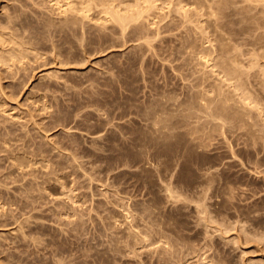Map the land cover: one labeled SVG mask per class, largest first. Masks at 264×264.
<instances>
[{
	"label": "rangeland",
	"instance_id": "obj_1",
	"mask_svg": "<svg viewBox=\"0 0 264 264\" xmlns=\"http://www.w3.org/2000/svg\"><path fill=\"white\" fill-rule=\"evenodd\" d=\"M56 1L0 0V264H264V0ZM103 8L139 20L122 34ZM227 84L260 99L248 129L191 109Z\"/></svg>",
	"mask_w": 264,
	"mask_h": 264
},
{
	"label": "bare ground",
	"instance_id": "obj_2",
	"mask_svg": "<svg viewBox=\"0 0 264 264\" xmlns=\"http://www.w3.org/2000/svg\"><path fill=\"white\" fill-rule=\"evenodd\" d=\"M58 1H59V3H60V2H63V4H65V5H63V6H67V3H68V2H67V3H64L65 0H64V1L57 0L56 3H58ZM67 1H68V0H67ZM81 1H83V0H81ZM92 1H94V0H92ZM97 1H98V0H97ZM102 1H103V0L98 1V2L100 3V5H103V4L101 3ZM105 1H106V0H104L103 3H104V4H107V3H106L107 1H106V2H105ZM108 1H110V0H108ZM116 1H117V0H116ZM135 1H138V0H135ZM135 1H134V2H135ZM144 1H145V0H144ZM154 1H156V0H154ZM245 1H247V0H245ZM255 1H257V0H255ZM260 1H262V0H259L258 2H260ZM88 2H89V1H88ZM112 2H113V1H112ZM132 2H133V1H132ZM138 2H139V1H138ZM146 2H147L148 4H146L145 9H146V10H147V9H148V10H149V9H150V10L153 9V8H152V4H151L153 1H152L151 3H149L150 1H145V3H146ZM171 2H172V1H171ZM214 2H216V1L214 0ZM251 2H252V1H251ZM82 3H83V2H82ZM84 3H85V1H84ZM115 3H116V2H115ZM115 3H114V4H115ZM119 3L124 4V3H122V2H119ZM145 3H144V4H145ZM164 3H165V2H164ZM172 3H173V2H172ZM199 3H200V2H199ZM222 3H223V2H222ZM246 3H248V2H246ZM256 3H257V2H256ZM68 4L70 5V3H68ZM89 4H90V3H89ZM93 4H94V3H93ZM93 4H92V5H93ZM108 4H109V3H108ZM121 4H120V5H121ZM144 4H143V6H144ZM180 4H181V3H180ZM251 4H252V3H251ZM57 5H59V4H57ZM71 5H72V4H71ZM79 5L81 6V4H79ZM94 5H95V4H94ZM109 5H110V4H109ZM111 5H113V4H111ZM128 5H130V4H128ZM140 5H141V4H140ZM153 5H154L153 7H155V4H153ZM168 5H169V4H168ZM199 5H200V4H199ZM215 5H216V3H215ZM59 6H60V5H59ZM80 6H79V7H80ZM86 6H87V4L85 5V7H86ZM96 6H97V5H96ZM103 6H108V5H103ZM118 6H119V5H118ZM118 6H117V7H118ZM123 6H125V5H123ZM131 6H132V5H131ZM133 6H134V5H133ZM143 6H142V7H143ZM179 6H180V5H179ZM68 7L70 8V10H72V8H71L70 6H67V8H68ZM112 7H113V6H112ZM121 7H122V6H121ZM129 7H130V6H129ZM135 7H136V6H135ZM174 7H175V6H174ZM174 7H173V8H174ZM180 7H181V6H180ZM56 8H57V7H56ZM59 8H61V7H59ZM63 8H65V7H63ZM67 8H65V11L69 9V8H68V9H67ZM74 8H75V6H74ZM76 8H77V7H76ZM82 8H84V7H82ZM87 8H89V7L87 6ZM90 8H91V7H90ZM108 8H109V6H108ZM108 8L106 9V10H107L106 12L104 11L105 8L102 9V10L104 11V15L108 17V20H110V23H113V24H117V25H118V27L120 28V31L122 32V34H123L124 32H126L127 29L132 28V27H131V22H133V21L136 20V19L139 20V18H136L137 16L134 17V15H131V14L129 15V14H128V13H131L132 10H131L130 12L127 11L128 13H123L120 9L115 8V9H117V10H115V9L113 8L114 10H112V9H109V10H108ZM119 8H120V7H119ZM122 8H123V7H122ZM126 8H128V7H126ZM143 8H144V7H143ZM209 8H210V7H209ZM215 8H216V7H215ZM124 9H125V8H124ZM129 9H131V8H129ZM185 9H186V8H185ZM222 9H223V8H222ZM57 10H58V9H57ZM70 10H69V11H66V12H69V14H72V15H73L74 12H73V11L70 12ZM81 10H82V9H81ZM126 10H127V9H126ZM126 10H124V11H126ZM134 10H136V13H139L137 9H134ZM142 10L144 11V9H142ZM160 10H161V9H160ZM214 10H215V9H214ZM65 11H64V12H65ZM79 11H80V10H79ZM79 11L76 10L75 13H78ZM108 11H109V12H108ZM120 11H121L122 13H121ZM196 11H197V10H196ZM208 11H209V10H208ZM211 11H212V10H211ZM58 12H59V11H58ZM85 12L87 13V12H90V11H85ZM133 12H135V11H133ZM133 12H132V13H133ZM141 12H142V11H141ZM148 12H149V11H147V13H148ZM161 12H163V11H161ZM178 12L181 13V10L179 11V8H178ZM189 12H190V11H189ZM200 12H201V11H200ZM106 13H107V14H106ZM144 13H145V12H144ZM147 13H146V14H147ZM182 13L185 14V13H187V12L184 11V12H182ZM78 14H79V13H78ZM82 14H84V16H80V15H82ZM209 14H210V13H209ZM212 14L214 15V13H212ZM212 14H211V16H213ZM87 15H88V13L85 14V13H83V11H82V12L79 14V17H80V18H77V17H78L77 15H74L73 17L70 16V18H72V19H77V20H75L76 22H72L70 19H69V21H70L71 25H73L74 23H77V22L80 23V22L84 19V17L87 18ZM94 15H95V14H94ZM137 15H138V14H137ZM140 15H143V13L140 14ZM181 15H183V14H181ZM197 15H198V14H197ZM221 15H222V14H221ZM76 16H77V17H76ZM100 16H101V15H100ZM132 16H133L134 18H136V19H133ZM201 16H202V14H201ZM81 17H83V19H82ZM89 17H90V16H89ZM138 17H139V16H138ZM197 17H198V16H197ZM213 17H214V16H213ZM67 18H68V17H67ZM182 18H183V17H182ZM182 18H180V19H182ZM210 18H211V17H210ZM210 18H209V19H210ZM79 19H80L81 21H80ZM95 19H96V18H95ZM102 19H103V18H102ZM141 19H142V16H141ZM164 19H165V18H164ZM184 19H185V17H184ZM190 19H191V17H190ZM207 19H208V18H207ZM63 20H64V19H63ZM84 20H85V19H84ZM86 20H87V19H86ZM108 20H105V22H108ZM138 20H136V21H138ZM145 20H146V19H145ZM221 20H222V19H221ZM66 21H67V20H66ZM103 21H104V20H103ZM186 21H187V20H186ZM141 22H142V20H141L139 23H141ZM188 22H189V21H188ZM238 22H240V21H238ZM72 23H73V24H72ZM92 24H93V23H92ZM190 24H192V23H190ZM74 25H75V24H74ZM78 25H79V24H78ZM81 25H82V24H81ZM96 25H97V24H96ZM132 25H133V24H132ZM134 25H135V24H134ZM186 25H187V24H186ZM102 26H103V25H102ZM102 26H101V27H102ZM112 26H113V25H112ZM139 26H140V25H139ZM133 27H136V25L133 26ZM140 28H141V27H140ZM133 29H134V28H133ZM232 31H233V30H232ZM139 33H140V32H139ZM244 33H245V32H244ZM216 34H217V33H216ZM219 34H220V33H219ZM222 34H223V33H222ZM214 35H215V34H214ZM73 36H74V35H73ZM157 36H158V35H157ZM218 37H219V36H218ZM156 38H157V37H156ZM221 38H222V37H221ZM208 39H209V38H208ZM71 40H72V39H71ZM119 40H120V39H119ZM148 40L150 41V39H148ZM148 40H147V41H148ZM218 40H220V39H218ZM221 40L223 41V39H221ZM221 40L218 41V42L222 43ZM0 41H1V40H0ZM99 41H100V40H99ZM144 41H146V40H144ZM208 42H209V41H208ZM211 42H212V41H211ZM226 42H228V41H226ZM193 43H194V42H193ZM232 43H233V42H232ZM146 44L148 45L147 42H146ZM151 44H152V43H151ZM233 44H234V43H233ZM210 45H211V44H210ZM64 46H65V45H64ZM218 46H219V45H218ZM220 47H223V46L220 45ZM231 47H232V46H231ZM81 48H82V47H81ZM148 48H149V47H148ZM151 48H152V47H151ZM209 48H210V47H209ZM227 48H228V47H223V49H225V50H227ZM190 49H191V48H190ZM216 49H217V48H216ZM219 49H221V48H219ZM223 49H221V50L223 51ZM193 50H194V48H193ZM193 50H191V51L193 52ZM207 50H208V49H207ZM217 50H218V49H217ZM217 50H216V51H217ZM221 50H220V52H221ZM230 50H231V48H230ZM235 50H236V49H235ZM11 51H12V50H11ZM191 51H189V52H191ZM208 51H209V50H208ZM15 52H17V51H15ZM187 52H188V51H187ZM196 52H197V50H196ZM204 52H205V51H204ZM209 52H210V51H209ZM217 52H219V50H218ZM220 52H219V53H220ZM226 52H227V51H223V52H221V53H226ZM233 52H234V51H233ZM17 53H18V52H17ZM199 53H200V52H199ZM213 53H214V52H213ZM231 53H232V52H229V54H227V55L229 56ZM2 54H3V53H2ZM67 54H68V53H67ZM189 54H190V53H189ZM205 54H207V53H205ZM214 54H215V53H214ZM214 54H213V55H214ZM18 55H19V53H18ZM20 55H21V54H20ZM20 55H19V57H20ZM208 55H211V54H208ZM219 55H220V54H219ZM239 55H240V54H239ZM16 56H17V55H16ZM253 56H254V55H252V57H253ZM258 56H259V55H258ZM4 57H5V56H4ZM171 57H172V56H171ZM224 57H226V56H224ZM231 57H232V56H231ZM231 57H230V58H231ZM233 57H235V56H233ZM239 57H240V56H239ZM239 57H238V58H239ZM207 58H208V57H207ZM207 58H206L205 56H203V57L200 58V59H201V62H202V65H203V63H205L206 65H208L207 63H208L210 60H208ZM254 58H255V57H254ZM254 58H253V59H254ZM11 59H12V58H11ZM14 59H15V58H14ZM18 59H20V58H18ZM195 59H196V58H195ZM218 59H219V58H218ZM226 59H228V58H226ZM226 59H225V60L222 59V60H220V61H221V63H222L223 61H225V63H223V64L226 65L227 71H228V72L231 71V73L228 74L227 71H224V70H223V69H224L223 67H225V66H222L223 64H221L222 67L220 66V67L223 68V69H221V68H220V69L223 70L224 72H227V73H226V74H227V77L230 76L229 78H231V79H232V78L235 79V77L238 76L239 74L242 76V74H243L242 72H243V71L240 72L239 74H237V73H238V70L241 71L242 69H240V68L237 69V68H238V67H237L238 64H236V66H235V64L233 63V61H235V60H234L235 58L233 59V61H230L229 59L226 60ZM0 60H1V59H0ZM3 60H4V59H3ZM3 60H1V61L3 62ZM214 60H216V58H215ZM238 60H239V59H238ZM242 60H243V59H242ZM5 61H7V60H5ZM8 61H9V60H8ZM8 61H7V62H8ZM10 61H11V60H10ZM193 61H195V60H193ZM236 61H237V60H236ZM195 62H196V61H195ZM198 62H199V61H198ZM201 62H200V63H201ZM243 62H244V60H243ZM254 62H255V61H254ZM11 63H12V62H11ZM200 63H199V64H200ZM215 63H216V62H215ZM215 63H213V64H215ZM255 63H256V62H255ZM3 64H7V63H3ZM213 64H212V65H213ZM241 64H242V63H239V65H240L239 67L242 66ZM262 64H264V63H262ZM202 65H201V66H202ZM216 65H218V64H216ZM255 66H257V65H255ZM209 67H210V66H209ZM215 67H216V66H215ZM250 67H251V66H250ZM261 68H262V67H261ZM209 69H210V68H209ZM212 70H213V69H212ZM212 70H211V71H212ZM225 70H226V69H225ZM197 71H198V70H197ZM211 71H210V72H211ZM246 71H247V70H246ZM204 72H205V71H204ZM200 73H201V72H200ZM200 73H199V74H200ZM220 73H221V72H220ZM203 74H205V73H203ZM211 74H212V73H211ZM226 74H225V75H226ZM235 74H237V75H235ZM245 74H246V73H245ZM212 75H213V74H212ZM212 75H211V76H212ZM214 75H215V74H214ZM216 75H218V74H216ZM240 75H239V77H240ZM251 75H252V73H251ZM204 76L206 77V75H204ZM243 76H244V75H243ZM250 77H251V76H250ZM202 78H203V77H202ZM209 78H210V77H209ZM216 78L218 79L217 76H216ZM219 78H220V75H219ZM224 78H225V77H224ZM243 78L245 79V77H243ZM247 78H248V77H247ZM251 78H252V77H251ZM200 79H201V78H200ZM203 79H204V78H203ZM203 79H202V80H203ZM210 79H212V78H210ZM210 79H209V80H210ZM220 79H223V78H220ZM226 79H227V78H226ZM231 79H230V80H231ZM240 79H242V78H240ZM209 80H208V81H209ZM230 80H229V81H230ZM246 80H247V79H246ZM199 81H201V80H199ZM203 81L205 82V80H203ZM203 81H202V82H203ZM212 81H213V80H212ZM212 81H211V82H212ZM219 81H220V80H219ZM222 81H225V83L227 82V81L224 80V79H223ZM229 81H228V82H229ZM241 81L243 82V80H241ZM213 82H215V81H213ZM230 82H231V81H230ZM230 82H229V83H230ZM200 83H201V82H200ZM215 83H216V82H215ZM221 83H223V82H221ZM225 83L222 84V85L226 86ZM238 83H239V82H237L236 85H240V84H238ZM254 83H255V82H254ZM256 83H257V82H256ZM201 84H203V83H201ZM206 84H208V83H206ZM217 84H218V83H217ZM244 84L246 85L247 82L245 81ZM249 84H250V83H249ZM197 85H199V84H197ZM203 85H204V84H203ZM211 85H215V84H214V83H213V84L210 83L209 88L211 87ZM218 85H219V84H218ZM227 85H228V88H226L227 86L224 87V91H222L223 88H222V90H219L218 87H220V86H218V87H213V88H218V90H217V89H214V92H215V93L212 94L211 96H210L211 93H208L207 95H204L205 92H203L204 94H202L200 90H199V91L197 90L196 92H199L198 94H201V95H198L196 92H194V94H195V93L197 94L196 96H198V97L200 96V97H199V102L197 101L198 104H197V103H194L193 101H196V100H193V101H192V99H190L191 101L188 100V102H189V104H190L192 110H193V108H196V107H199L198 109H202V111H203V110H207V111H206V112H207L206 115L209 117V119H211V120H209V119L207 118V119H208L207 122L213 120L211 123H214V121H215V122L218 121V122L222 123V124H220L221 126L223 125V126L226 127V125L228 124V121H227L226 123L223 124V120H229V122H232V123H230V125H231V124H233V125H237V129H236V126H233V125H231V126H229V127H232V126L235 127V128H234L235 131H237L238 128H240V130H241V128H243V127L246 128V127L250 126V125H245V126H241V127H239L238 124H239V125H240V124H241V125L246 124V121H248V120H246V119H248V118H245V117H246V115L249 113V111L252 112L253 110H257V109H258V108H257V107H258L257 105L255 106V108H257V109H255V108H254V105H252V104H254L253 102L256 101L255 99H257V98H254V99H253V97H255V96H253L252 99H251L250 97H248V96L246 95V91L249 90V89H245V90H243V91H241V90H242V89H241L240 91H241V95H242L243 98L241 99V98H238V97L234 96L235 98H238V100H237V99H234L233 97H230V96H233V95H235V94L230 93V94H232V95H229V94H227V93H224L226 90H230V89H231V88L229 87V85H231V84H227ZM254 85H255V84H254ZM254 85H250V86H254ZM261 85H262V84H261ZM247 86H248V84H247ZM247 86H246V88H247ZM200 87H202V85H201ZM200 87H199V88H200ZM205 87H206V86H205ZM232 87H233V86H232ZM236 87H237V86H236ZM242 87H245V86H242ZM262 87H264V85H262ZM196 88H197V87H196ZM203 88H204V86H203ZM220 88H221V87H220ZM225 88H226V89H225ZM229 88H230V89H229ZM233 88H235V86H234ZM233 88H232V90H234ZM239 88H240V86H239ZM251 88H252V87H251ZM254 88H255V87H254ZM254 88H253V89H254ZM205 89H206V91H207V88H205ZM211 89H212V88H211ZM255 89H256V88H255ZM257 89H258V88H257ZM201 90H203V89H201ZM208 90L210 91V89H208ZM238 90H239V89H238ZM259 90H260V89H259ZM203 91H204V90H203ZM254 91H255V90H254ZM254 91H253V92H254ZM257 91H258V90H257ZM226 92H231V90H230V91H226ZM232 92H235V91H232ZM244 92H245V93H244ZM248 92H249V91H248ZM250 92H252V91H250ZM250 92H249V94H250V96H251L252 93H250ZM261 92H262V90H261ZM261 92H260V93H261ZM212 93H213V91H212ZM243 93H244L246 96H244ZM226 94H227V95H226ZM237 94H238V93H237ZM249 94H248V95H249ZM208 95H209V96H208ZM238 95H240V94H238ZM261 95H262V93H261ZM193 97H195V95H193ZM239 97H241V96H239ZM166 99H167V98H166ZM193 99H198V98H193ZM169 100H170V99H169ZM184 100H185V99H184ZM257 100H258V99H257ZM259 100H260V99H259ZM259 100H258V101H259ZM166 102H167V101H166ZM190 102H191L192 104H191ZM230 102H232V103H230ZM256 102H257V101H256ZM174 103H176V102H174ZM174 103H172V104H174ZM260 103H262V101H261ZM260 103H259V105H260ZM160 104H161V103H160ZM164 104H165V103H164ZM172 104H169V105L172 106ZM181 104H182V103H181ZM186 104H188V103H185L184 105H186ZM165 105H166V104H165ZM167 105H168V104H167ZM177 105H178V104H177ZM261 105H262V104H261ZM160 106H161V105H160ZM181 106H182V105H181ZM158 107H159V106H158ZM164 107H166V106H163V108H164ZM168 107H169V106H168ZM192 107H193V108H192ZM262 107H264V106H261V108H262ZM166 108H167V107H166ZM175 108H176V106H175ZM184 108L189 109V108L186 107V106H184ZM161 109H162V107H161ZM167 109H168V108H167ZM187 109H183V110H187ZM198 109H197V110H198ZM251 109H252V110H251ZM194 110H195V109H194ZM262 110H264V108H262ZM169 111H170V110H169ZM171 111H173V110H171ZM174 111H175V110H174ZM174 111H173V112H174ZM176 111H177V110H176ZM159 112H160V113H165V109H164V111H163V110H162V111H161V110H158V111L153 112V113H154V114H153V117L158 116V115H159ZM173 112H171V113H173ZM180 112H181V111H180ZM193 112H194V114H200L199 117H201V118H202V116H204V114H205V113H204V114H201L200 111H199L198 113H195L196 111H193ZM193 112L191 111L190 113H193ZM256 112H257V111H256ZM259 112H260V110H259ZM259 112H258V113H259ZM262 112H264V111H261V112L259 113V115H261ZM181 113H182V112H181ZM181 113L178 114L180 117H181ZM185 113L190 115V113H188V111L185 112ZM254 113H255V111H254ZM150 114H152V113H150ZM168 114H169V113H166V114H164V115H168ZM175 114H176V113H175ZM249 114H250V113H249ZM189 115H187L188 118H190V117H197V115H194V116H193V115H192V116H191V115L189 116ZM253 115H256V114H253ZM253 115H252V113H251V115H250L249 118H251V116H253ZM259 115H258V116H259ZM148 116H149V115H148ZM160 116H161V114H160ZM175 116H177V115H175ZM207 116H206V117H207ZM247 116H249V115H247ZM151 117H152V116H151ZM153 117H152V118H153ZM158 117H159V116H158ZM162 117H164V116H162ZM170 117H171V116H170ZM180 117H179V118H180ZM199 117H197V118L199 119ZM206 117L204 116L203 118H206ZM253 117H254V116H253ZM156 118H157V117H156ZM156 118H155V119H156ZM197 118H196V119H197ZM203 118H202V120H205V119H203ZM260 118L262 119V118H264V117H260ZM150 119H151V118H150ZM159 119H160V118L156 119V121L159 120ZM185 119L187 120V118H185ZM192 119H193V118H192ZM196 119H194V120L197 122L198 120H196ZM220 119H223V120H222V121H219ZM172 120H173V119H172ZM179 120H180V119H179ZM181 120H182V119H181ZM188 120H189V119H188ZM202 120H201V121L199 120L198 123H203V122L205 123V121H202ZM254 120H255V118L251 119L250 121H254ZM262 120H264V119H262ZM156 121H155V122H156ZM176 121H177V120H176ZM176 121H175V122H174V121H171V123H168V124H167L166 122H168V120H165V121H163V123H164L163 125H165V123H166V124H167V125H166L167 127H165V126L162 125L161 128H164V127H165L164 129H167V128H170V129H171V128H173V127L176 126V124H177ZM182 121H184V120H182ZM250 121H249V122H250ZM151 122H153L154 124H156L153 120H152ZM159 122H161V121H159ZM178 122H179V121H178ZM180 122H181V121H180ZM186 122H188V121H186ZM186 122H185V123H186ZM218 122H217V123H218ZM224 122H225V121H224ZM249 122H248V123H249ZM256 122H257V121H255V123H256ZM209 123H210V122H209ZM242 123H243V124H242ZM258 123H259V122H258ZM262 123H264V122H262ZM151 124H152V123H151ZM179 124H181V123H179ZM186 124H187V123H186ZM186 124H185V125H186ZM190 124H191V123H190ZM195 124H196V123H195ZM205 124H207V123H205ZM225 124H226V125H225ZM249 124H253V122H252V123H249ZM196 125H197V124H196ZM196 125H194V127H192V129H190V130H194L195 128H197V129L200 128V129H201V127H205V126H207V125H205V126H201V125H203V124H199V125L201 126V127H199V126H196ZM209 125H210V124H208V126H209ZM212 125H213L214 127L217 126L216 124H212ZM212 125H211V126H212ZM218 125H219V124H218ZM181 126H183V125L181 124ZM187 126H188V125H187ZM253 126H255V125L253 124L251 127H253ZM155 127H156V126H155ZM158 127H159V125L157 126V129H158ZM177 127H178V124H177ZM183 127H184V126H183ZM185 127H186V126H185ZM217 127H218V126H217ZM179 128H180V127H179ZM187 128H190V127H187ZM193 128H194V129H193ZM206 128H208V127H206ZM206 128H203V130L206 131L205 133L208 132ZM211 128H212V127H211ZM211 128H209V129L212 131L213 129H211ZM219 128L221 129V127H219ZM219 128H217V129L219 130ZM223 128H224V127H223ZM223 128H222V129H223ZM226 128H228V127H226ZM249 128H250V127H249ZM151 129H152V128H151ZM154 129H155V128H154ZM184 129H185V128H184ZM197 129H195V130L198 131ZM222 129H221L220 131H222ZM231 129H233V128H231ZM231 129H230V130H231ZM234 129L231 130V131L234 132ZM246 129H248V128H246ZM251 129H253V128H251ZM162 130H163V129H162ZM175 130H177V129H174V128H173V132H174ZM226 130H227V129H226ZM240 130H238V131H240ZM249 130H250V129H249ZM254 130L257 131L258 129H254ZM254 130H253V132H252L251 134H254V136H257V135H255ZM177 131H178V130H177ZM188 131H189V130H188ZM196 131H195V133H196ZM204 131H202V133H204ZM211 131H210V132H211ZM214 131H217V130H214ZM244 131H245V130H243V132L241 131L242 133H240V135L243 134V133L246 134V132H244ZM262 131H264V130H262ZM151 132H153V131H151ZM154 132H155V131H154ZM185 132H186V130H185ZM185 132H184V133H185ZM193 132H194V131H193ZM200 132H201V130H200ZM200 132L198 131V133H200ZM212 132H213V131H212ZM225 132H226V131H224L223 133H225ZM227 132L229 133L230 131L228 130ZM259 132H260V131H259ZM159 133H160V132H159ZM187 133H188V132H187ZM187 133H186V134H187ZM195 133H194V135H195ZM198 133H197V134H198ZM202 133H201L200 135H203ZM208 133H209V132H208ZM208 133H207L206 135H209ZM231 133H232V132H231ZM234 133H235V132H234ZM256 133H258V132H256ZM153 134H154V133H153ZM166 134H167V133H165V134H161V135H159V137L163 136L164 138H163V137H162V138L165 139V137L168 136V135H166ZM190 134H192V133H189V134H188L189 136H191V138L194 137L193 135H190ZM220 134H222V133H220ZM236 134H237V133H236ZM244 134H243L242 136H245V138H247V136L244 135ZM248 134H249V133H247V135H248ZM142 135H143V134H142ZM148 135L150 136V134H148ZM148 135H147V136H148ZM200 135H199V136H200ZM206 135H203V136H206ZM211 135H212V137H214V136H213V133L210 134V136H211ZM215 135H216V134H215ZM223 135H224V134H223ZM226 135H228V134H225V136H226ZM234 135H235V134H233V135H229V136H234ZM240 135H239V136H240ZM258 135H259V134H258ZM145 136H146V135H145ZM195 136H196V135H195ZM225 136H222V137H225ZM239 136H238V138H236V142H237V140H239ZM249 136H250V137H249ZM249 136H248V137H249L250 140H251V137H253V136H251L250 134H249ZM139 137H141V136H139ZM153 137H154V136H153ZM200 137H201V136H200ZM212 137H211V138L205 137V138H206V140L211 141L210 139H213ZM217 137H218V135H217ZM258 137H261V136H258ZM258 137H257V138H258ZM156 138H158V137H156ZM167 138H168V137H167ZM189 138H190V137H189ZM197 138H199V137H198V136H196V138L194 137L195 140H197ZM215 138H216V137H215ZM220 138H221V137H220ZM243 138H244V137H243ZM249 138H248V139H249ZM163 139H162V140H163ZM192 139H193V138H192ZM201 139H203V138L201 137ZM201 139H200L199 141L197 140V142H201V143L204 142V143H206L204 139H203L204 141H201ZM223 139H225V138H223ZM260 139H262V137H261ZM149 140H152V141L155 142V139H149ZM181 140H182V139L180 138V141H181ZM214 140H215V139H214ZM225 140H226V139H225ZM231 140H232V139H231ZM241 140H243V139H241ZM246 140H247V139H246ZM250 140H247V141H250ZM252 140H253V139H252ZM256 140H258V139H256ZM256 140H253V142H255ZM262 140H264V139H262ZM138 141H139V140H138ZM152 141H151V142H152ZM168 141H169V143L171 142V140H168ZM184 141H185V138H184ZM192 141H193V140L189 139V142H192ZM216 141H217V140H216ZM226 141H227V140H226ZM247 141H246V142H247ZM258 141L260 142V144H261V143H264V141H262V142H261L260 140H258ZM163 142H164V141H163ZM182 142H183V141H182ZM185 142H186V141H185ZM194 142H195V141H194ZM227 142H228V141H227ZM240 142H241V141H240ZM250 142H251V141H250ZM253 142H251V143H253ZM137 143H138V142H137ZM161 143H162V142H161ZM169 143H165V144H169ZM243 143H244V142H243ZM247 143H248V142H247ZM138 144L140 145V143H138ZM142 144H143V143H142ZM170 144H171V143H170ZM192 144H194V143H191V145H192ZM198 144H199V143H197V145H198ZM254 144H255V143H254ZM257 144H258V143L256 142V146H257ZM149 145H150V144H148V146H149ZM151 145H152V144H151ZM172 145H175V144H172ZM181 145H182V144H181ZM207 145H208V144H207ZM207 145H205V147H206ZM211 145H212V142H211ZM213 145H214V144H213ZM213 145H212V146H213ZM244 145H246V144L244 143ZM250 145H251V144H249V146H250ZM157 146H158V145H157ZM170 146H171V145H170ZM182 146H183V145H182ZM186 146L189 147V145H186ZM193 146L195 147V145H193ZM252 146H253V144H252ZM256 146H253V148L255 147L256 149H257V148L259 149V147H256ZM134 147H135V146H134ZM137 147H140V146H137ZM141 147H142V146H141ZM155 147H156V146H155ZM164 147H168V146L165 145ZM178 147H179V146H178ZM180 147H181V146H180ZM198 147L200 148L199 145H198ZM245 147L247 148L248 146L246 145ZM162 148H163V146H162ZM168 148H169V147H168ZM172 148H173V147H172ZM186 148H187V147H186ZM201 148H202V147H201ZM206 148H208V147H206ZM206 148H204V149H206ZM232 148H234V147H232ZM255 148H254V150H255ZM130 149H131V148H130ZM134 149H135V148H134ZM156 149H158V148H156ZM165 149H166V148H165ZM165 149H164V151H165ZM170 149H171V148H170ZM173 149H174V148H173ZM173 149H172V150H173ZM195 149H196V148H195ZM197 149H198V148H197ZM247 149H250V148H247ZM167 150H168V149H167ZM172 150H171V152H172ZM176 150H177V149H176ZM181 150H182V149H181ZM186 150H188V149H186ZM186 150L183 151V152H186ZM251 150H252V149H251ZM136 151H137V150H136ZM139 151H140V150H139ZM196 151H197V150H196ZM247 151H248V150H247ZM259 151H260V150H259ZM261 151H264V150H261ZM131 152H132V151H131ZM200 152H201V151H200ZM257 152H258V151H257ZM157 153H158V152H157ZM172 153H176V152H172ZM178 153H179V152H178ZM190 153H191V152H190ZM193 153H194V152H193ZM253 153H254V152H253ZM164 154H165V153H164ZM182 154H185V153H182ZM261 154H262V153H261ZM172 155H173V154H170V156H172ZM176 155H177V154H176ZM193 155H194V154H193ZM249 155H250V154H249ZM256 155H257V154H256ZM165 156H166V155H165ZM168 156H169V155H168ZM184 156L188 157L187 155H184ZM198 156H199V155H198ZM262 156H264V155H262ZM176 157H180V156L178 155V156H176ZM186 157H185V158H186ZM165 158H167V157H165ZM191 158H192V157H191ZM259 158H260V157H259ZM189 159H190V158H189ZM189 159H188V160H189ZM151 160H152V158H151ZM180 160H181V159H180ZM185 160H186V159H185ZM262 160H264V159H261V161H262ZM78 161H79V160H78ZM162 161H163V160H162ZM167 161H168V160H167ZM194 161H195V159H194ZM194 161H192V163H194ZM171 162H172V161H171ZM185 162H186V161H185ZM187 162H188V161H187ZM190 162H191V161H190ZM258 162H259V161H258ZM167 163H168V162H167ZM113 164H114V163H113ZM163 164H165V162H164ZM171 164H174V162L171 163ZM183 164H184V163H183ZM194 164H195V163H194ZM13 165H14V164H13ZM159 165H160V164H159ZM186 165H190V164L186 163ZM192 165H193V164H192ZM21 166H22V164H21ZM21 166H20V167H21ZM24 166H25V165H24ZM160 166H162V165H160ZM165 166H166V165H165ZM184 166H185V165H184ZM193 166H194V165H193ZM195 166H196V165H195ZM259 166H260V165H259ZM45 167H46V166H45ZM162 167H164V165H163ZM162 167H161V168H162ZM200 167H201V166H200ZM189 168H190V167H189ZM197 168H198V167H197ZM201 168H202V167H201ZM201 168H200V169H201ZM205 168H206V166H205ZM162 169H163V168H162ZM164 169L167 171L166 168H164ZM191 169H192V168H191ZM206 169H207V168H206ZM255 169H256V168H255ZM80 170H81V169H80ZM207 170H208V169H207ZM212 170H213V169H212ZM200 171H203V170L201 169ZM168 172H169V171H168ZM185 172H186V170H185ZM189 172H191V171H189ZM189 172H188V173H189ZM186 173H187V172H186ZM191 173H192V172H191ZM217 173H218V172H217ZM205 174H206V173H205ZM186 175H187V174H186ZM191 176H192V175H191ZM88 178H89V177H88ZM189 178H190V177H189ZM190 179H191V178H190ZM192 179H193V178H192ZM159 180H160V179H159ZM187 181H191V180L188 179ZM195 181H197V180H195ZM197 182L199 183V181H197ZM200 182H201V181H200ZM161 183H162V182H161ZM191 183H192V181H191ZM195 183H196V182H195ZM193 184H194V183H193ZM193 184H192V185H193ZM199 184H200V183H199ZM197 185H198V184H197ZM197 187H199V186H197ZM200 187H201V186H200ZM168 192H169V191H168ZM69 194H70V193H69ZM118 195H119V194H118ZM169 195H171V194H169ZM227 195H228V194H227ZM115 196H116V195H115ZM172 199H173V198H172ZM177 199H178V198H177ZM34 201H35V200H34ZM155 201H156V200H155ZM152 203H153V202H152ZM0 205H1V204H0ZM2 205H4V204H2ZM153 205H154V204H153ZM262 207H264V206H262ZM156 208H157V207H156ZM25 209H26V208H25ZM91 210H92V209H91ZM262 210H264V209H262ZM154 211H155V209H154ZM151 212H152V210H151ZM151 212H150V213H151ZM125 213H126V212H125ZM133 213H134V212H133ZM152 213H153V212H152ZM251 213H252V212H251ZM249 214H250V213H249ZM154 216H155V214H154ZM247 218H248V217H247ZM249 218H250V217H249ZM154 219H155V218H154ZM125 221H126V220H125ZM253 221H254V220H253ZM164 222H165V221H164ZM166 226H167V225H166ZM169 226H170V225H169ZM254 226H255V225H254ZM79 227H80V226H79ZM121 227H122V226H121ZM167 227H168V226H167ZM137 228H138V227H137ZM162 228H163V227H162ZM248 228H249V227H248ZM128 230H130V229L128 228ZM255 230H256V228H255ZM257 230H259V229H257ZM135 231H137V230H135ZM163 232H164V231H163ZM255 233H256V232H255ZM84 234H85V232H84ZM133 234L135 235V233H133ZM139 236H140V235H139ZM161 236H163V235H161ZM258 236H259V235H258ZM262 236H264V235H262ZM173 237H174V236H173ZM123 238H124V237H123ZM131 239H132V238H131ZM163 239H164V238H163ZM144 240H145V239H144ZM139 241H140V240H139ZM145 241H146V240H145ZM168 241H169V240H168ZM117 243H118V242H117ZM167 243H169V242H167ZM167 243H166V244H167ZM158 244H159V243H158ZM164 246H165V245H164ZM132 250H133V249H132ZM72 255H73V254H72ZM217 264H218V263H217Z\"/></svg>",
	"mask_w": 264,
	"mask_h": 264
}]
</instances>
